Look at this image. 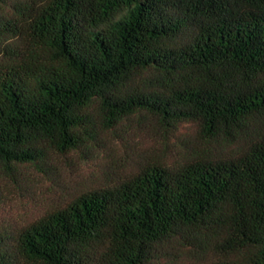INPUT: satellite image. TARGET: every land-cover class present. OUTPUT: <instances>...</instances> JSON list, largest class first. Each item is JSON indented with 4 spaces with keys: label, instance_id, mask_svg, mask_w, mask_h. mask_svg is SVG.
Here are the masks:
<instances>
[{
    "label": "trees",
    "instance_id": "trees-1",
    "mask_svg": "<svg viewBox=\"0 0 264 264\" xmlns=\"http://www.w3.org/2000/svg\"><path fill=\"white\" fill-rule=\"evenodd\" d=\"M132 117L192 133L0 219V264H264V0H0V178Z\"/></svg>",
    "mask_w": 264,
    "mask_h": 264
},
{
    "label": "rangeland",
    "instance_id": "rangeland-1",
    "mask_svg": "<svg viewBox=\"0 0 264 264\" xmlns=\"http://www.w3.org/2000/svg\"><path fill=\"white\" fill-rule=\"evenodd\" d=\"M138 120L132 117L115 130L99 132L87 147L55 157L44 170L24 166L14 179L0 178V219L24 224L72 195L130 170L145 153L166 150L171 156L175 145L183 148L181 140L188 141L192 133L185 125L178 130V140Z\"/></svg>",
    "mask_w": 264,
    "mask_h": 264
}]
</instances>
